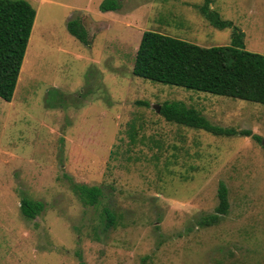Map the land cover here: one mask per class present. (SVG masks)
Returning <instances> with one entry per match:
<instances>
[{"label":"rangeland","instance_id":"rangeland-1","mask_svg":"<svg viewBox=\"0 0 264 264\" xmlns=\"http://www.w3.org/2000/svg\"><path fill=\"white\" fill-rule=\"evenodd\" d=\"M36 16L11 101L0 98V263L264 264V148L166 121L164 101L264 137V105L135 76L143 31L264 54V0H29ZM78 17L87 41L67 29ZM144 101L147 104H140ZM160 110V109H159ZM229 208L211 225L217 190ZM73 183L98 185L84 205ZM23 197L44 209L20 211ZM106 210L114 219L107 224ZM77 254V255H76Z\"/></svg>","mask_w":264,"mask_h":264},{"label":"trees","instance_id":"trees-1","mask_svg":"<svg viewBox=\"0 0 264 264\" xmlns=\"http://www.w3.org/2000/svg\"><path fill=\"white\" fill-rule=\"evenodd\" d=\"M211 3L212 0H205L201 8L210 24L217 28L232 25L209 7ZM120 7L119 0H103L99 5L101 11H116ZM35 16L36 9L29 0H0V98L5 101L13 97ZM66 27L73 36L87 41V30L80 18L69 20ZM132 73L154 82L264 105V54L246 50L243 32L237 27L233 29L230 44L209 47L145 30L135 53ZM159 114L168 122L202 129L213 135L250 137L264 148L261 135L250 129L214 125L194 107L181 101H164ZM72 191L84 205L97 204L102 194L98 185L85 183H73ZM217 196L215 212L203 216L199 221L201 225L214 224L227 213L228 189L223 182L219 183ZM43 209L44 204L39 200L21 199L20 211L26 219H34ZM105 214L107 224H112L113 215L107 210ZM77 258L78 264H86L81 254Z\"/></svg>","mask_w":264,"mask_h":264},{"label":"water","instance_id":"water-1","mask_svg":"<svg viewBox=\"0 0 264 264\" xmlns=\"http://www.w3.org/2000/svg\"><path fill=\"white\" fill-rule=\"evenodd\" d=\"M159 109H160V107L158 106V107H157V111H159Z\"/></svg>","mask_w":264,"mask_h":264}]
</instances>
